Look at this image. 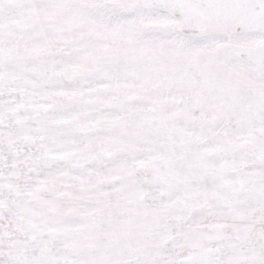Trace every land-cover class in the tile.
<instances>
[{
  "label": "snow or ice",
  "instance_id": "6c2138e0",
  "mask_svg": "<svg viewBox=\"0 0 264 264\" xmlns=\"http://www.w3.org/2000/svg\"><path fill=\"white\" fill-rule=\"evenodd\" d=\"M0 264H264V0H0Z\"/></svg>",
  "mask_w": 264,
  "mask_h": 264
}]
</instances>
